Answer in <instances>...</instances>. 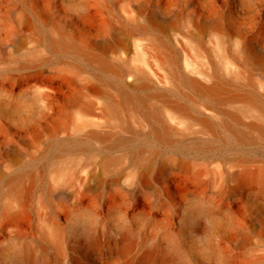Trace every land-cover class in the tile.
I'll return each instance as SVG.
<instances>
[{
  "label": "rangeland",
  "instance_id": "374dc122",
  "mask_svg": "<svg viewBox=\"0 0 264 264\" xmlns=\"http://www.w3.org/2000/svg\"><path fill=\"white\" fill-rule=\"evenodd\" d=\"M258 55L264 0H0V264H264Z\"/></svg>",
  "mask_w": 264,
  "mask_h": 264
},
{
  "label": "bare ground",
  "instance_id": "6f19581e",
  "mask_svg": "<svg viewBox=\"0 0 264 264\" xmlns=\"http://www.w3.org/2000/svg\"><path fill=\"white\" fill-rule=\"evenodd\" d=\"M171 22H166L162 25L165 26L166 24L167 25H170ZM172 24V23H171ZM159 26V24H158ZM161 26V25H160ZM52 44V47L53 48H57L59 46H68L70 48H73V49H76L77 48V45L74 41L72 40H68L65 35H62V37L58 40H53L51 42ZM114 48H117V46H114ZM256 61L258 63H261V64H264V55H258L256 57ZM105 66L109 69H111V66L104 62ZM129 74V72L127 71H122L120 73H118V80L120 81L121 84L123 85H127V86H136V81H130L128 82L126 80V77L127 75ZM189 82L191 83V85L197 89L198 91L202 92V93H205V94H208V95H212L214 96V99L219 102V101H231V100H234L236 98H238V96H230V97H223L221 96V94H219L221 88L218 86V85H213V86H207L206 84H204L201 79L199 78H189ZM131 87V88H132ZM109 105H110V109H111V113L112 115H117L118 114V106L116 103H114L112 100H110L109 102ZM234 120V122L236 124L239 123V118L238 117H233L232 118ZM206 122H208L209 125H211V122L209 120H206ZM225 125L229 126L231 128L232 131L235 132V128L231 125V123L229 122H224ZM167 132L169 131V127L166 126V128L164 129H156V132L158 135H161L163 134V132ZM262 133H264V127L262 129ZM91 136L93 137H96L98 136L97 133H92ZM160 141V140H159ZM114 162L112 161H109L105 164V167L106 168H111L113 166ZM168 168V166L166 165H162L161 169L162 171H165L166 169ZM242 178L244 179H250V180H256V179H259V175L257 173H249V172H243L242 173ZM15 177V176H14ZM8 217L10 218H14L15 217V214L14 213H11L10 212V209H8ZM58 236L61 238L62 235H63V232L60 230L58 231ZM61 241V240H60ZM102 247V243L99 242L97 239L95 238H88V240L86 241L85 243V249H86V254H85V258L87 261H92L93 260V257L99 253V249ZM135 247V243L133 241H131V239H129L127 236H124L122 240L120 241H117L116 244H114V251L116 254H119V255H123L125 253H129L131 252V250ZM163 250V249H162ZM160 249H156L153 253L151 252V254H147L146 255V260H150L153 262V264H178V257L177 255L172 252V251H162ZM33 252L31 249H28L26 250L25 252V258L27 259V264H31L30 263V259L33 258ZM100 255V253H99ZM118 256V255H117ZM121 257V256H120ZM48 264V263H47Z\"/></svg>",
  "mask_w": 264,
  "mask_h": 264
}]
</instances>
